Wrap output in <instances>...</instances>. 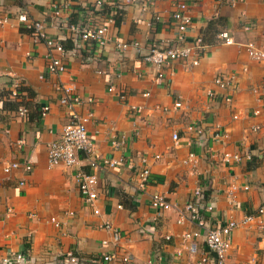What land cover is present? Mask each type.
Listing matches in <instances>:
<instances>
[{
	"label": "crops",
	"instance_id": "0c3cea01",
	"mask_svg": "<svg viewBox=\"0 0 264 264\" xmlns=\"http://www.w3.org/2000/svg\"><path fill=\"white\" fill-rule=\"evenodd\" d=\"M68 1L70 9L61 13L62 18L85 22L93 0ZM119 1L125 11L118 24L109 27L112 38L137 41L144 48L175 41L170 13L177 1H184L193 20L185 33L187 42L220 18L222 32L235 44L223 43L217 34L197 65L175 61L165 69L167 81L158 83L155 68L142 63L133 50L122 55L112 42L71 47L70 33L54 21L51 0H0V161L19 163L8 175L0 164V255L23 251L25 264H216L202 236L182 237L185 232H202L187 219L178 222L193 189L201 186L204 198L214 203V213H204L211 227L256 214L264 205V60L250 59L242 45L253 41L264 51V0H237L235 5L229 0H153L146 10L142 0ZM21 13L43 23L47 35L62 42L66 52L56 56L64 60L65 72L46 71L47 48L23 28L17 19ZM156 14L161 18L157 22ZM246 25L251 28L245 30ZM217 75L235 77L230 102L221 98L229 91L214 84ZM12 82L21 89L17 96L11 94ZM63 88L83 103L62 105ZM209 89L220 97H209ZM145 91L148 97L142 96ZM120 93L126 94L124 100ZM88 98L93 99L91 104L86 103ZM175 101L181 102L179 108L173 107ZM130 105L142 109L130 114ZM45 106L49 109L42 116ZM20 108L26 112L19 113ZM89 109L92 117L86 129L97 154L123 157L118 166L96 171L99 214L81 199L76 168L49 166L47 161L48 144L73 114ZM255 110L260 114L254 115ZM193 124L204 130L202 137L188 128ZM254 125L259 130L253 131ZM217 129L225 132L220 140L213 139ZM121 135L126 141L116 149L111 140ZM189 152L195 154L193 165L183 162ZM224 153L242 157L250 153L253 158L226 163L221 160ZM141 157L147 158L151 177L138 189ZM26 162L32 167L29 172L23 168ZM79 167L88 170L86 161ZM154 193L163 195L173 208H153ZM8 208L11 213H6ZM261 222L264 214L232 232L227 264H264ZM104 223L123 233L120 248L129 254L127 262L102 260L110 250L101 241L111 240ZM69 252L75 263L67 262Z\"/></svg>",
	"mask_w": 264,
	"mask_h": 264
},
{
	"label": "built area",
	"instance_id": "2783aa9c",
	"mask_svg": "<svg viewBox=\"0 0 264 264\" xmlns=\"http://www.w3.org/2000/svg\"><path fill=\"white\" fill-rule=\"evenodd\" d=\"M79 1V0H78ZM237 0H229L231 5H235ZM153 0H149L147 3L142 0V10L150 9ZM54 21L59 24V27L68 30L73 45L91 44L95 47H104L109 43H113L115 48L124 55L128 50H133L139 57L142 63L151 65L155 68V81L158 83H164L167 81L165 75V69L171 63L179 61L188 65H197L199 63V57H201L208 47L203 42V34L198 35L192 41L187 42L185 39V33L192 25L193 20L188 12V5L184 1H177L173 10L170 13V19L174 23V28L177 31V38L175 41L167 42L164 46L152 43L147 48H144L137 41H123L119 37L112 38L109 33V27L115 24V18L123 15L125 8L119 0H93L92 4L86 10L85 22L71 23L67 19L62 18L61 13L70 9V1L68 0H51ZM96 17V18H95ZM18 21L22 24L23 28L32 36L34 42L44 43L47 48V57L45 69L50 74H61L65 72L66 65L61 57H57L56 54L64 55L65 48L60 40L52 38L47 35L43 23L40 21H34L27 17L25 13H21L17 17ZM153 19L157 22L160 20L159 15H154ZM250 25L244 27L245 30H249ZM217 39H220L227 45L235 44V41L225 35L223 32L218 33ZM248 57L255 61L264 60V51L261 50L253 41H247L242 44ZM214 84L227 89L229 92L221 96L222 100L226 102L231 101V94L236 89L235 77L233 75L222 76L217 75L214 78ZM19 84L16 82L11 83V94L17 95ZM107 90L110 92L113 90L112 86H109ZM150 93L145 91L142 93L143 97H148ZM207 95L211 98H219L220 96L209 89ZM120 99L126 98L125 93H120ZM62 105L71 108L74 105H80L83 100L71 93L69 88L62 89V95L59 99ZM93 99H86L87 104H91ZM181 106L180 101L173 103L174 108ZM49 107L45 106L41 108V115L44 116L48 112ZM141 106L130 105V114L134 111L141 110ZM167 110V108H163ZM25 108H20L19 113L24 114ZM260 110H255L254 115L260 114ZM92 117V110L89 109L84 114H73L68 123H66L59 136L50 142L47 146V161L49 166L63 165L69 168H76L74 178L77 183L79 195L81 199L90 207H92L94 214H99L100 211L97 208L96 201L98 200L97 189V175L96 171L99 169L114 168L123 162V157L119 158H106L97 154L95 150L94 141L89 137L86 129L87 122ZM234 118H236L234 116ZM190 130H194L198 137H202L204 130L199 125L193 124L188 127ZM258 125L252 127L253 131L259 130ZM137 134V131H136ZM225 137V132L221 129H217L213 134V139L220 140ZM172 138L175 142L179 137L177 133L172 134ZM126 138L121 135L120 137L113 138L111 145L118 149L124 145ZM22 142V140L20 141ZM252 160L250 153L242 157L240 154L224 153L221 160L226 163L234 162L239 163L243 159ZM82 161L87 162L88 170L80 168ZM195 154L189 152L187 157L183 160L184 164H194ZM141 169L137 175V187L143 189L149 182L151 177L150 169L147 165V158L141 157ZM2 171L4 174H9L13 169L19 167L18 162H1ZM26 172L31 170V164L26 162L23 165ZM24 183L21 181L19 185ZM1 185V180H0ZM247 189L248 187H244ZM150 205L155 209L166 210L173 208V205L161 194L154 193L150 198ZM119 207V206H118ZM12 209L8 208L6 213H11ZM204 213L212 215L214 213V203L211 200H206L203 196V190L201 186H197L193 189L189 195L184 210L181 212L178 222L181 223L184 219L191 221L196 226L202 229V232L196 230L191 232H185L182 237L184 240H192L199 236L203 237V241L208 248L215 255L216 264H227V255L231 246L232 232L240 226H244L251 223L257 215L264 214V205L257 209L256 214H245L240 219H227L223 224L211 227L205 223ZM51 222L56 227H59V223L55 218H51ZM264 225V222H261ZM102 228L109 231L111 234V240L101 241V246L109 248L110 251L102 255L103 261H115L120 259L127 262L130 258L129 254L122 251L120 248L121 239L123 233L111 225L110 223H104ZM166 236V239H169ZM190 250L195 249L194 244L189 246ZM1 250V247H0ZM66 260L68 263H75L76 257L72 253H67ZM26 254L23 251L6 250L3 255H0V264H25Z\"/></svg>",
	"mask_w": 264,
	"mask_h": 264
},
{
	"label": "trees",
	"instance_id": "16d2710c",
	"mask_svg": "<svg viewBox=\"0 0 264 264\" xmlns=\"http://www.w3.org/2000/svg\"><path fill=\"white\" fill-rule=\"evenodd\" d=\"M123 16H117L115 18V24H118V19H121ZM117 20V21H116ZM120 21V20H119ZM223 22L222 19L218 18L215 20H212L209 22L206 32L203 34V42L208 46V45H212L213 44V38L219 33L222 32L223 30ZM70 45L72 47V39L70 38ZM64 47V46H63ZM65 48V47H64ZM18 90H21L20 88ZM18 95V94H17ZM16 95V96H17Z\"/></svg>",
	"mask_w": 264,
	"mask_h": 264
}]
</instances>
